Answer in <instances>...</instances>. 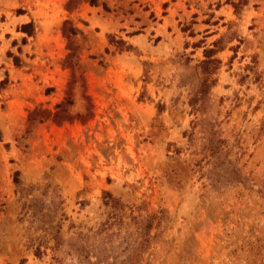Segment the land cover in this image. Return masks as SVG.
Returning a JSON list of instances; mask_svg holds the SVG:
<instances>
[{
    "label": "rangeland",
    "instance_id": "374dc122",
    "mask_svg": "<svg viewBox=\"0 0 264 264\" xmlns=\"http://www.w3.org/2000/svg\"><path fill=\"white\" fill-rule=\"evenodd\" d=\"M4 79L0 264H264V0H0Z\"/></svg>",
    "mask_w": 264,
    "mask_h": 264
},
{
    "label": "trees",
    "instance_id": "16d2710c",
    "mask_svg": "<svg viewBox=\"0 0 264 264\" xmlns=\"http://www.w3.org/2000/svg\"><path fill=\"white\" fill-rule=\"evenodd\" d=\"M89 1L92 4H94L96 2V0H89ZM248 1L249 0H227V3L231 4V6L233 7L235 13H238L248 3ZM31 26H32V23L30 22V23L22 25L21 29L23 31H25V32L30 34L31 30H29V29L31 28ZM110 42L113 43L116 46V48L119 49V50H122V49L128 50V49L131 48L130 45H125V42L123 40H121V39L115 40V39L111 38ZM203 52H204V56H205V59H204L203 63L211 64V63H214V62L218 61L216 58H212V55L214 53L212 48H205L203 50ZM16 61H17V58H15V63H16ZM6 82H7V79L1 80L0 81V87L5 85ZM14 182H17V179H15ZM108 194H109L108 191L104 192L105 196L108 195ZM109 196H111V195H108V197ZM105 203H108L107 199H105Z\"/></svg>",
    "mask_w": 264,
    "mask_h": 264
}]
</instances>
